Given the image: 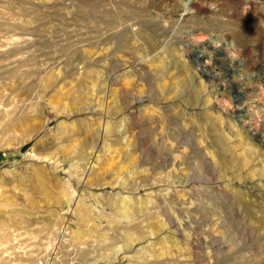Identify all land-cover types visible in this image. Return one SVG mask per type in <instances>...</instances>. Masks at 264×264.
Listing matches in <instances>:
<instances>
[{
    "label": "rangeland",
    "instance_id": "374dc122",
    "mask_svg": "<svg viewBox=\"0 0 264 264\" xmlns=\"http://www.w3.org/2000/svg\"><path fill=\"white\" fill-rule=\"evenodd\" d=\"M0 264H264V0H0Z\"/></svg>",
    "mask_w": 264,
    "mask_h": 264
},
{
    "label": "bare ground",
    "instance_id": "6f19581e",
    "mask_svg": "<svg viewBox=\"0 0 264 264\" xmlns=\"http://www.w3.org/2000/svg\"><path fill=\"white\" fill-rule=\"evenodd\" d=\"M191 2H192V0H186V6H189L191 4Z\"/></svg>",
    "mask_w": 264,
    "mask_h": 264
}]
</instances>
